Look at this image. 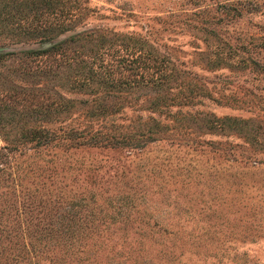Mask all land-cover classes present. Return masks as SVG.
<instances>
[{
	"label": "rangeland",
	"instance_id": "rangeland-1",
	"mask_svg": "<svg viewBox=\"0 0 264 264\" xmlns=\"http://www.w3.org/2000/svg\"><path fill=\"white\" fill-rule=\"evenodd\" d=\"M15 1L0 0V18L8 7L2 5ZM84 3L86 27L145 35L182 69L184 82L206 88L193 104L173 103L169 112L248 118L264 132V0ZM11 40L1 32L0 49L25 46ZM139 113L168 121L164 112L137 108L102 121L125 124ZM72 116L93 127L101 122ZM178 137L192 140L178 134L143 148L16 153L0 171V264H60L62 253L65 264H90L78 258L92 242L107 249L99 252L103 259L111 246L119 249L121 232L133 242L140 230L157 229L152 222L160 217L180 234L184 264H264V146L230 132H202L195 146ZM122 202L135 206L125 210L126 223L111 218ZM67 213L65 231L58 218L68 220Z\"/></svg>",
	"mask_w": 264,
	"mask_h": 264
},
{
	"label": "trees",
	"instance_id": "trees-1",
	"mask_svg": "<svg viewBox=\"0 0 264 264\" xmlns=\"http://www.w3.org/2000/svg\"><path fill=\"white\" fill-rule=\"evenodd\" d=\"M3 6L8 7L0 18V33L13 39L9 43L25 46L0 49V171L16 153L46 146L63 151L143 148L150 141L178 134L190 135L192 140L178 137L177 142L195 146L201 143L195 137L202 132H230L264 146V132L252 119L216 116L208 111L169 112L173 103L193 104L196 95H205L206 88L184 82L182 69L145 35L100 25L86 27L83 19L90 8L84 0H16ZM125 108L164 112L168 121L150 113H139L125 124L102 121ZM74 111L101 122L95 127L81 124L76 116L71 118ZM131 207H135L132 202L120 203L112 220L129 221L125 210ZM64 216L58 222L67 231L72 213L66 214V221ZM152 224L157 229L149 233L140 230L133 242L126 240L127 232H121L119 249L111 246V254H102L103 259L99 252L107 249L92 242L78 260L91 258L90 264H184L177 229L168 227L161 217ZM65 256L62 253L55 261L65 264Z\"/></svg>",
	"mask_w": 264,
	"mask_h": 264
}]
</instances>
